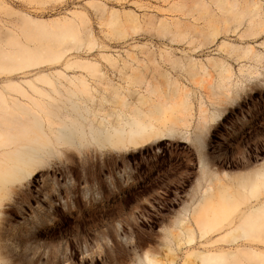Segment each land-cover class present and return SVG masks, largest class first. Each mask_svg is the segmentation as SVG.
<instances>
[{
    "label": "rangeland",
    "instance_id": "obj_1",
    "mask_svg": "<svg viewBox=\"0 0 264 264\" xmlns=\"http://www.w3.org/2000/svg\"><path fill=\"white\" fill-rule=\"evenodd\" d=\"M4 1L17 15L31 13L43 20L82 13L93 27V42L86 40L78 52L66 54L68 62L89 61L105 68L111 66L103 59L105 54L115 57L154 44L157 64L138 63L128 77H112L113 87L104 98L98 94L97 103L105 111L96 114L95 124L104 128L126 120L134 123L131 130H139L146 120L156 123L163 118L175 137L122 150L99 140L79 144L81 149L62 147L60 153L45 155L37 173L13 189L12 178L2 176L0 170V264H106L108 255L117 256L123 248L135 259L136 254L150 251L167 262L172 259L164 247L168 234L176 249L174 261L183 264L191 246L186 242L197 235L193 220H208L214 210L220 221L224 216L220 210L237 193L225 174L245 175L264 164V59L255 57L257 52L264 54V17L254 16L239 0L232 12L220 4L226 8L224 15L212 21L190 20L195 28L188 26L189 19H183L186 27L155 28L144 19L150 15L178 19L180 11L165 9L182 0H65L56 6ZM95 1L119 16L114 19L106 12L103 22L92 5ZM259 1L264 9V0ZM8 13L1 10L0 17L11 16ZM130 13L138 17L137 24ZM168 52L179 62L175 67L160 59ZM64 66L59 63L45 69L53 72ZM196 68L193 78L189 72ZM225 69L240 77L238 93L228 87L229 82L221 81ZM147 70H155L152 78L144 76ZM174 77L181 89L168 85ZM187 92L194 109L200 97L208 108L236 99L226 106L218 125L203 134L201 148L177 136L189 132L194 137L198 132L194 120L186 126L192 110V104L183 99ZM182 212L190 217L192 231L176 224ZM260 246L264 249V243ZM86 247L97 253L88 256ZM187 263L197 261L192 258Z\"/></svg>",
    "mask_w": 264,
    "mask_h": 264
},
{
    "label": "bare ground",
    "instance_id": "obj_2",
    "mask_svg": "<svg viewBox=\"0 0 264 264\" xmlns=\"http://www.w3.org/2000/svg\"><path fill=\"white\" fill-rule=\"evenodd\" d=\"M61 1L65 0H27L33 6L47 3L57 5ZM188 1H191L190 5L187 4ZM220 1H176L165 11H180L181 16L178 19H160L157 15H150L144 20L147 25L156 28L157 25L182 26L186 24L182 23L183 19H189L188 26L190 23L195 28L190 20L212 21L214 17L222 15V12L224 15L222 9L226 8L223 5L228 6L227 12H232L239 5V0ZM244 2L249 6L250 13L260 19L264 17V9L259 0ZM92 5L99 11L102 20L107 13L114 19L119 16L117 12L106 10V5L102 2L95 1ZM9 7L4 0H0V11L9 12L7 16L15 15L0 17V170L2 176L8 175L12 178V189L37 173L45 155L60 153L62 147L74 146L81 149L79 144L99 140L108 142L115 150H122L130 146H143L156 139L175 137L163 118L156 119V123L146 120L139 130H131L134 123L126 120H118L116 124L104 128L96 127L95 124L96 114L105 111L97 103L98 94L104 98L113 87L112 77H128L138 63L143 64L148 60L157 64L159 54L152 49L154 44L140 46L136 52L127 51L115 57L105 54L103 59L111 64L105 68L89 61L68 62L65 61L66 54L78 52L80 45L86 40L93 42V27L82 13L74 12L72 17L43 20L31 13L17 15ZM128 16L134 24L138 23L137 16L132 13ZM188 26L187 28L190 27ZM248 49L251 50V47ZM255 57L261 60L264 59V54L257 52ZM160 59L171 67L179 64L170 52L163 53ZM59 63L65 65L61 70L46 71L45 68L49 69V66ZM72 69L83 71L78 74L75 71L70 72ZM201 69L205 71L206 67L201 64ZM33 71H36L35 74L28 76ZM197 71V68L192 69L190 76L194 78ZM154 73L155 70H147L144 76L152 78L150 76ZM239 73L243 74V69H239ZM221 81L229 82L228 87L237 89L236 93L242 89L240 77L229 69L222 71ZM168 85L173 90L179 87L181 89L177 77L171 78ZM189 97V92L183 94V99L192 104ZM198 101L195 109L191 105L192 110L186 125L188 128L194 120L197 122L198 132L194 137L189 136L187 131L186 134L177 136L201 148L205 144L206 133L218 125L226 106L233 104L236 99L227 101L226 104L220 101L212 103L211 108H208L203 98H198ZM201 166L205 167V164L201 162ZM225 176L227 184L237 187V193L220 210L224 215L220 221L214 210H211L212 217L208 220H193L192 225L195 226L197 235L186 242L191 246L186 250L183 264H189L187 262L192 258L197 264H264V249L260 246L264 243V164L245 175ZM179 223L192 231L187 213L182 212L179 215L176 224ZM118 228L121 229V226ZM218 233H222L221 236ZM194 240L195 245L192 246ZM166 242L164 247L169 258H172L170 261L162 262L150 251L136 254L135 259L123 248L117 256L108 255L106 264H176V249L170 234ZM197 245L205 248L201 251ZM85 251L91 257L97 253L87 247Z\"/></svg>",
    "mask_w": 264,
    "mask_h": 264
}]
</instances>
